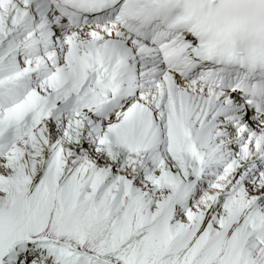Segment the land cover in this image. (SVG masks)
Masks as SVG:
<instances>
[{
	"label": "snow or ice",
	"instance_id": "snow-or-ice-1",
	"mask_svg": "<svg viewBox=\"0 0 264 264\" xmlns=\"http://www.w3.org/2000/svg\"><path fill=\"white\" fill-rule=\"evenodd\" d=\"M0 264H264V0H0Z\"/></svg>",
	"mask_w": 264,
	"mask_h": 264
}]
</instances>
